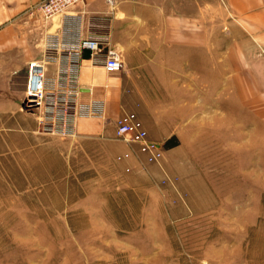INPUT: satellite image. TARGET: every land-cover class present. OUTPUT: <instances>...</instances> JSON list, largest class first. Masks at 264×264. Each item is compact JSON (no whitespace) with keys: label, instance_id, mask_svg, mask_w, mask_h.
Wrapping results in <instances>:
<instances>
[{"label":"rangeland","instance_id":"obj_1","mask_svg":"<svg viewBox=\"0 0 264 264\" xmlns=\"http://www.w3.org/2000/svg\"><path fill=\"white\" fill-rule=\"evenodd\" d=\"M129 3L147 10L150 1ZM180 3L188 22L202 25L207 50L218 53L210 62L225 69L234 58L236 92H216L215 81L205 87L203 58V135L180 129L187 140L168 168H128L114 146L40 127L26 145L18 130L9 132L11 151L0 144V217H9L11 240L0 242V262L264 264V64L249 83L254 91L241 92L244 52L253 48L223 0ZM43 33L28 32L29 52ZM27 81L26 68L0 88L15 96Z\"/></svg>","mask_w":264,"mask_h":264},{"label":"crops","instance_id":"obj_2","mask_svg":"<svg viewBox=\"0 0 264 264\" xmlns=\"http://www.w3.org/2000/svg\"><path fill=\"white\" fill-rule=\"evenodd\" d=\"M42 1L0 0V84L26 68L29 75L30 64L44 59L48 38L77 42L96 34L113 35V48L124 63L122 69L109 73L93 59L89 50L83 53L79 103L82 111L98 113L101 118H79L74 137L114 146V152L128 163V168L155 164L147 162L138 146L118 138L117 121L124 114H136L153 142L165 146L172 138L178 140L180 145L166 150L162 161L165 168L170 166L187 140V135L180 129L193 130L195 140L202 137L203 94L197 92L198 84L201 86L203 81V58L207 57L205 62L210 64L205 70V79L209 82L205 87L210 88L215 81L216 92H236L234 58L226 64V70L210 62L218 57V53L209 52L204 46L207 43L203 42L202 25L188 22L180 0H149L147 10L132 6L130 0H114L113 8L107 0H84L70 11L76 16L74 19L79 20V24L73 25L62 17L45 23L39 15H32L31 10ZM223 2L237 28L252 44L253 52H244V64L248 68L242 73L244 88L241 91L252 92L256 84L250 86L249 83L256 80L254 70L264 64V0ZM82 12H86L84 17ZM91 16L105 22L104 27H98L97 33L89 29L88 18ZM67 27L72 32H68ZM136 27L138 34L134 33ZM32 31L34 34L44 33L35 43L38 51L29 52L32 44L27 34ZM187 33H194V39H187ZM250 55L258 61L251 64L247 60ZM57 66V61L48 62V78L55 77ZM10 93L9 89L0 88V144L7 145V152L11 148L4 138L10 135L9 132L18 130L26 137L23 140L26 145L28 138H35L40 129L36 111L24 108L26 92H18L15 96ZM231 125L233 127V122ZM195 151L191 149L189 152ZM9 226V217H0V228L5 231L0 233V242L11 240ZM0 264L9 263L4 260Z\"/></svg>","mask_w":264,"mask_h":264},{"label":"built area","instance_id":"obj_3","mask_svg":"<svg viewBox=\"0 0 264 264\" xmlns=\"http://www.w3.org/2000/svg\"><path fill=\"white\" fill-rule=\"evenodd\" d=\"M83 2L84 0H44L31 10V14L39 15L45 23L62 17L70 25L79 24V20L74 19L76 16L71 15L70 11ZM107 2L114 7V0ZM84 15L86 12H82L81 16ZM99 19L94 16L88 18L91 32L97 33L100 25L105 26L104 20ZM67 30L72 32L70 27H67ZM109 39V36L99 34L77 42L46 39L45 57L42 61L30 64L25 91V107L36 111L41 129L60 137H73L79 118H101L98 113L84 112L81 109L80 72L83 53L86 50H89L93 59L101 63L109 73L123 68L122 58L110 45ZM50 61L58 63L54 78H48L46 75V66ZM116 134L127 144L138 146L139 152L145 156L148 163L162 167L164 146L149 140L148 133L136 114L127 113L121 116L117 121ZM165 179V182L169 181L167 176Z\"/></svg>","mask_w":264,"mask_h":264},{"label":"trees","instance_id":"obj_4","mask_svg":"<svg viewBox=\"0 0 264 264\" xmlns=\"http://www.w3.org/2000/svg\"><path fill=\"white\" fill-rule=\"evenodd\" d=\"M178 145H179L178 140L176 138H172V139H170L169 141L166 142L165 148L168 150V149H172V148H174V147H176Z\"/></svg>","mask_w":264,"mask_h":264},{"label":"water","instance_id":"obj_5","mask_svg":"<svg viewBox=\"0 0 264 264\" xmlns=\"http://www.w3.org/2000/svg\"><path fill=\"white\" fill-rule=\"evenodd\" d=\"M24 108H25V105H24Z\"/></svg>","mask_w":264,"mask_h":264}]
</instances>
